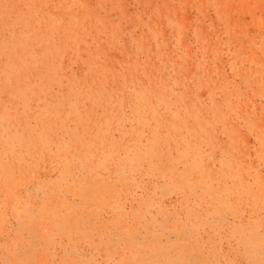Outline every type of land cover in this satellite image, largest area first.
I'll return each instance as SVG.
<instances>
[{"label": "rangeland", "instance_id": "1", "mask_svg": "<svg viewBox=\"0 0 264 264\" xmlns=\"http://www.w3.org/2000/svg\"><path fill=\"white\" fill-rule=\"evenodd\" d=\"M0 264H264V0H0Z\"/></svg>", "mask_w": 264, "mask_h": 264}]
</instances>
